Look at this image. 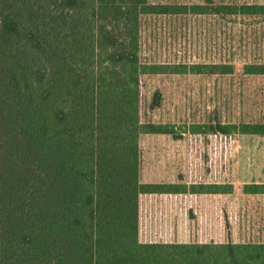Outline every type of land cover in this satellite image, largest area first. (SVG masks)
Wrapping results in <instances>:
<instances>
[{
    "label": "trees",
    "instance_id": "trees-1",
    "mask_svg": "<svg viewBox=\"0 0 264 264\" xmlns=\"http://www.w3.org/2000/svg\"><path fill=\"white\" fill-rule=\"evenodd\" d=\"M191 10L264 15L261 5L210 0ZM186 12L148 0H0V264H264V243L138 239L139 199L156 192L141 181L138 138L172 133L140 120V76L158 70L139 62V20ZM72 53L93 56L90 74ZM205 68L233 72L225 62ZM243 69L264 74V64ZM230 128L264 135V124L211 130Z\"/></svg>",
    "mask_w": 264,
    "mask_h": 264
},
{
    "label": "rangeland",
    "instance_id": "rangeland-1",
    "mask_svg": "<svg viewBox=\"0 0 264 264\" xmlns=\"http://www.w3.org/2000/svg\"><path fill=\"white\" fill-rule=\"evenodd\" d=\"M148 1L173 8L184 6L187 12L144 15L139 20V62L158 70L140 76V120L167 125L172 131L138 138L141 181L161 183L154 186L156 191L162 187L192 194L191 224L186 227L192 239L187 244L264 243L252 225L258 214L254 202L243 195V186L236 184L238 155L244 153V147H264V135H242L235 128L227 135L211 130L216 124H264V74H245L243 69L244 64H264V15L192 12V6L204 5L207 0ZM210 1L214 5L264 6V0ZM87 55L72 53L71 59L76 69L83 66L90 74L96 63ZM221 62L231 64L233 72L207 73L210 69L205 65ZM37 64L44 66V56ZM111 76L108 71L107 82L116 85ZM256 166L251 163L249 168ZM227 191L239 194L227 196L223 193ZM148 203L143 210L139 203V241L172 244L165 231V236L162 234L165 214L147 209ZM236 208H240L238 214Z\"/></svg>",
    "mask_w": 264,
    "mask_h": 264
},
{
    "label": "crops",
    "instance_id": "crops-1",
    "mask_svg": "<svg viewBox=\"0 0 264 264\" xmlns=\"http://www.w3.org/2000/svg\"><path fill=\"white\" fill-rule=\"evenodd\" d=\"M241 151L244 153L238 155L236 174L239 178L236 184L238 186L264 184V147H261V149L259 147H244ZM251 163H255L257 168L251 170L249 168ZM173 183H175V181H172V185ZM154 184L157 186L161 185V183ZM169 186L172 187L171 185ZM225 194L227 196L236 194L237 196L239 193L230 192ZM191 195L189 191L185 192L175 189L170 191L158 190L153 193H147L140 197L142 200L139 201L140 210L146 207V201H148L147 209H152L157 214L158 212L165 214L166 226L163 227L164 230L162 229V234L164 235L165 231L167 241L174 244L188 243V241L192 239L191 231L189 228H186L191 224ZM243 195H245L250 202H254V212L257 211L258 214H255V220L252 222V225L254 226V231L258 230L260 236L264 238V233H261L262 228H264V193H243ZM237 206L239 207L238 204ZM236 211L238 214L240 208H236Z\"/></svg>",
    "mask_w": 264,
    "mask_h": 264
}]
</instances>
